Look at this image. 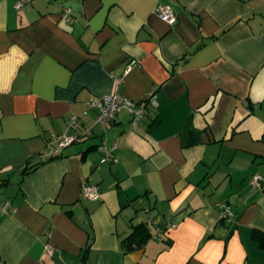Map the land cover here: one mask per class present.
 <instances>
[{"label":"crops","instance_id":"1","mask_svg":"<svg viewBox=\"0 0 264 264\" xmlns=\"http://www.w3.org/2000/svg\"><path fill=\"white\" fill-rule=\"evenodd\" d=\"M17 2L0 0V169H18L0 264H264V0ZM129 64L119 90L145 114L96 122L86 101ZM61 133L77 139L48 159ZM114 145L118 161L101 162ZM140 221L152 236L125 251Z\"/></svg>","mask_w":264,"mask_h":264},{"label":"built area","instance_id":"2","mask_svg":"<svg viewBox=\"0 0 264 264\" xmlns=\"http://www.w3.org/2000/svg\"><path fill=\"white\" fill-rule=\"evenodd\" d=\"M24 3V0H18L16 3V7H21ZM160 17H162L164 20H166L169 23H174L176 21V14L174 12V9L171 5L167 3L159 2L154 9ZM63 17L68 20L72 21L73 18L71 16V8L66 7L63 11ZM131 65L129 64L122 76H115V86L112 92L103 94V95H97L90 97L86 103L88 107L96 108L97 109V116L95 118L96 122L100 123H108L111 120L115 118V116L122 110H127L132 115V120L134 123H138L141 119V117L146 112V103L138 102L129 97L128 95L124 94L119 90V85L122 82L124 76L130 71ZM155 97H152L153 101ZM78 117L76 115H73L71 117V124H74L77 122ZM90 130H87V133H90ZM77 137L72 134H54L48 144L50 146V150L47 152V156H51L54 154H58L62 151L63 148L66 146L72 144ZM116 145V144H115ZM111 147L110 149H105L104 147V156L101 158V162H117L118 157L114 153V147ZM262 179V175L260 173H254L251 177V180L253 183H258ZM83 189L85 191L86 196L93 198V199H100L101 193L99 190V186L97 183H90L86 182L83 186ZM9 206V203H4L1 207L3 211H7V207ZM219 207L221 209L222 217L224 218H233V212L231 210V207L226 202H220ZM172 226H175V223H171ZM54 250L53 246L50 244L46 245V251L49 253H52Z\"/></svg>","mask_w":264,"mask_h":264},{"label":"trees","instance_id":"3","mask_svg":"<svg viewBox=\"0 0 264 264\" xmlns=\"http://www.w3.org/2000/svg\"><path fill=\"white\" fill-rule=\"evenodd\" d=\"M58 155H60V153L48 156V159L54 158ZM45 161L46 160L43 159L27 161L23 164L19 171L21 175L24 176L26 173L36 169L41 163ZM16 168L17 167L6 170L0 169V187L13 182V174H15V172L18 170ZM21 180L22 178L19 180V182H21ZM222 220H225V218L223 217ZM151 236L152 232L145 221L134 223L131 232L122 238L124 250L132 251L144 247ZM252 236L258 242L259 246L264 249V230L255 228L252 232Z\"/></svg>","mask_w":264,"mask_h":264},{"label":"rangeland","instance_id":"4","mask_svg":"<svg viewBox=\"0 0 264 264\" xmlns=\"http://www.w3.org/2000/svg\"><path fill=\"white\" fill-rule=\"evenodd\" d=\"M14 187L16 186L12 184H8L0 187V199L12 198L14 195L12 189H14ZM149 226L152 229V231L155 230L152 223H149Z\"/></svg>","mask_w":264,"mask_h":264}]
</instances>
